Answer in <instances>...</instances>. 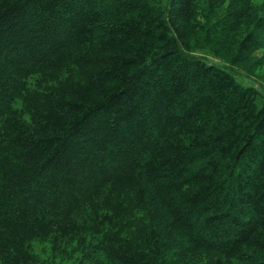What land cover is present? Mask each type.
Returning <instances> with one entry per match:
<instances>
[{
    "label": "trees",
    "instance_id": "obj_1",
    "mask_svg": "<svg viewBox=\"0 0 264 264\" xmlns=\"http://www.w3.org/2000/svg\"><path fill=\"white\" fill-rule=\"evenodd\" d=\"M224 1L0 0V264L75 237L94 264H264V101L192 53ZM250 1L204 30L234 63L264 48V19L231 42Z\"/></svg>",
    "mask_w": 264,
    "mask_h": 264
},
{
    "label": "rangeland",
    "instance_id": "obj_2",
    "mask_svg": "<svg viewBox=\"0 0 264 264\" xmlns=\"http://www.w3.org/2000/svg\"><path fill=\"white\" fill-rule=\"evenodd\" d=\"M168 0H162L166 4ZM231 0H225L214 11L209 10L203 2H199L195 6V34L192 38V53L201 57L209 63H215L228 69L237 80L246 86H253L259 92V103L264 101V48L255 50L251 56L244 61L234 63L231 62L232 44H228L222 48L210 47L207 44L204 30L217 21L224 19L230 9ZM244 13L239 27L231 31V42H235L236 37H240L245 32L257 28L260 19H264V0H251L249 4L241 6ZM80 78L76 72L68 71L58 73L55 79L50 80L47 77H33L29 80V88L31 90L40 87L47 88L61 81H78ZM16 108H25L24 99H19L14 103ZM97 238L87 237V241L83 242V238L75 237L68 240L46 241L41 240L36 243L38 258L43 264H94L91 259L92 252ZM83 243L87 248L84 250ZM88 253L89 258H84V254ZM84 252V254H83Z\"/></svg>",
    "mask_w": 264,
    "mask_h": 264
}]
</instances>
